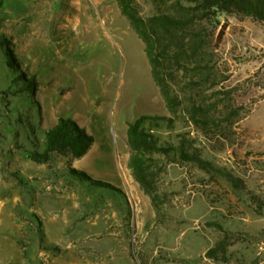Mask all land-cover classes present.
<instances>
[{
	"label": "rangeland",
	"instance_id": "374dc122",
	"mask_svg": "<svg viewBox=\"0 0 264 264\" xmlns=\"http://www.w3.org/2000/svg\"><path fill=\"white\" fill-rule=\"evenodd\" d=\"M132 2L146 17L193 19L188 70L168 81L200 106L198 122L177 107L175 131H156L184 132L220 171L157 156L155 196L136 180L129 122L174 115L118 0H2L0 264H264V22L216 21L186 0ZM8 48L36 75L33 93ZM60 116L93 136L83 157L44 153L40 130Z\"/></svg>",
	"mask_w": 264,
	"mask_h": 264
},
{
	"label": "trees",
	"instance_id": "16d2710c",
	"mask_svg": "<svg viewBox=\"0 0 264 264\" xmlns=\"http://www.w3.org/2000/svg\"><path fill=\"white\" fill-rule=\"evenodd\" d=\"M194 5L196 11L205 12L202 16L214 17L223 13H236L252 17L264 22V0H186ZM122 13L128 18L132 27L143 39L145 51L152 65L155 82L160 86L167 107L173 117L164 115L143 114L134 121L129 122L127 130L128 144L131 148L130 167L136 180L150 195L155 196V181L157 172L153 170L152 162L156 157L164 162H190L217 173L219 168L201 156L196 148H192L193 140L182 132L178 133L177 140L164 139L156 130L165 127L170 132L175 131L176 109L191 112L192 118L197 123L200 106L191 100L179 99L176 88L168 81L182 70L186 72L185 59L189 50L193 49L191 38H188V29L193 19L174 16L167 13H157L151 16L139 14L132 0H118ZM2 0H0V9ZM204 18V17H203ZM225 26L218 34L217 42H221L225 35ZM194 39V37H193ZM193 41V40H192ZM195 41V40H194ZM8 58L11 67L19 72V77L24 80L23 87L28 93H33L39 82L35 74H29L23 68L12 49L8 48ZM166 61V63L164 62ZM9 66V65H8ZM166 74V76H165ZM175 79V78H174ZM184 82L178 83L183 86ZM177 86V87H178ZM44 137V153L70 152L74 157H83L94 143V138L81 127L75 120L60 116L55 125L40 130ZM69 174L81 180L92 182L96 186L117 189L110 182L92 178L84 170L69 169Z\"/></svg>",
	"mask_w": 264,
	"mask_h": 264
}]
</instances>
